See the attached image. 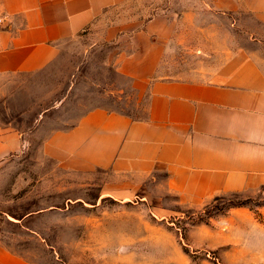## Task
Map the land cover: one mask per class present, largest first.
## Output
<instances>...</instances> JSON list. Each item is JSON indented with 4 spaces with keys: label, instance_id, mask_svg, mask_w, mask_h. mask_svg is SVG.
Masks as SVG:
<instances>
[{
    "label": "rangeland",
    "instance_id": "obj_1",
    "mask_svg": "<svg viewBox=\"0 0 264 264\" xmlns=\"http://www.w3.org/2000/svg\"><path fill=\"white\" fill-rule=\"evenodd\" d=\"M211 1L132 0L116 13L146 19L193 10V45L208 46L206 36L214 34L212 52L244 48L264 69L259 13L215 9ZM116 52L100 40L99 25L66 42L39 71L0 74V124L25 140L0 158V243L28 264H264V187L189 203L167 187L162 168L142 176L74 171L43 154L51 132L90 109L143 116L145 94L115 70Z\"/></svg>",
    "mask_w": 264,
    "mask_h": 264
},
{
    "label": "crops",
    "instance_id": "obj_2",
    "mask_svg": "<svg viewBox=\"0 0 264 264\" xmlns=\"http://www.w3.org/2000/svg\"><path fill=\"white\" fill-rule=\"evenodd\" d=\"M130 1H1L0 74L39 71L66 42L100 25V40L115 45V70L145 94L142 117L90 109L70 127L51 132L41 143L43 154L74 171L100 168L142 176L162 168L167 187L189 203L264 187L260 60L244 48L212 52L214 34L206 36L208 46L200 42L197 48L194 31L187 28L195 24L193 10L160 11L146 19L116 13ZM255 2L212 0L211 5L246 6L264 21V0ZM188 55L199 62H189ZM24 146L21 131L0 124V158ZM0 264L28 263L0 243Z\"/></svg>",
    "mask_w": 264,
    "mask_h": 264
}]
</instances>
